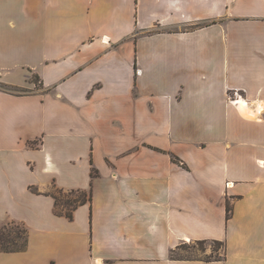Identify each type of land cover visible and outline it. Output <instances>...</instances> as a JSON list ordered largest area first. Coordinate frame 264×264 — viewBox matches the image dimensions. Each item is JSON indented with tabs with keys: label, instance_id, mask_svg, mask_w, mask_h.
<instances>
[{
	"label": "crops",
	"instance_id": "1",
	"mask_svg": "<svg viewBox=\"0 0 264 264\" xmlns=\"http://www.w3.org/2000/svg\"><path fill=\"white\" fill-rule=\"evenodd\" d=\"M0 85V264H264V0H0Z\"/></svg>",
	"mask_w": 264,
	"mask_h": 264
},
{
	"label": "trees",
	"instance_id": "2",
	"mask_svg": "<svg viewBox=\"0 0 264 264\" xmlns=\"http://www.w3.org/2000/svg\"><path fill=\"white\" fill-rule=\"evenodd\" d=\"M0 88L9 92L20 90L18 88H11L4 85H0ZM173 160L175 159L173 158ZM92 174L95 175L94 172ZM31 189L33 190V192H37V189L35 187H31ZM51 196L54 198L55 212L57 214L63 213L67 218L70 219L72 218L73 210H75L78 205L90 202L92 198L91 191L63 192L59 190L57 194H51ZM230 213L231 209L227 206V218L230 217ZM196 243L202 244L206 243V241H199ZM211 243L223 247L222 254L210 255L202 258H204L206 261L212 259L221 260L225 258L224 244L218 241H213ZM25 247L26 231L9 228L7 225L0 223V252H18L24 250Z\"/></svg>",
	"mask_w": 264,
	"mask_h": 264
},
{
	"label": "rangeland",
	"instance_id": "3",
	"mask_svg": "<svg viewBox=\"0 0 264 264\" xmlns=\"http://www.w3.org/2000/svg\"><path fill=\"white\" fill-rule=\"evenodd\" d=\"M30 80L34 82L36 85L38 84L37 78L35 75H31ZM31 90L28 89H20L16 90L14 92L16 93H29ZM52 193H58L57 190L52 188L51 190ZM9 228L13 229H18V230H25L23 226L20 224H16L13 222H7L5 223ZM223 252V247L218 246L216 244H213L211 242H206V243H190L188 245H185L182 247L181 250L175 252V256H183V257H207L210 255H215V254H222Z\"/></svg>",
	"mask_w": 264,
	"mask_h": 264
}]
</instances>
